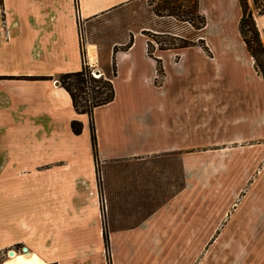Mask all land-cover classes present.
<instances>
[{
    "label": "crops",
    "instance_id": "crops-1",
    "mask_svg": "<svg viewBox=\"0 0 264 264\" xmlns=\"http://www.w3.org/2000/svg\"><path fill=\"white\" fill-rule=\"evenodd\" d=\"M136 1L0 0V264L16 247L32 264H109L105 232L112 264H264V78L239 0H200L212 55L157 48L162 77L143 27L107 49L86 37L106 77L133 36L93 113L97 159L58 82L83 68L79 26Z\"/></svg>",
    "mask_w": 264,
    "mask_h": 264
},
{
    "label": "trees",
    "instance_id": "trees-1",
    "mask_svg": "<svg viewBox=\"0 0 264 264\" xmlns=\"http://www.w3.org/2000/svg\"><path fill=\"white\" fill-rule=\"evenodd\" d=\"M260 15H264V0H251ZM242 7L243 15L240 20V33L247 45L248 51L253 56L256 69L262 74L264 78V43L261 38V32L258 28L256 19L254 17L253 9L250 6V0H239ZM167 11L168 16H186L187 21L192 25L198 34L197 39H188L184 37H168L165 41H158L155 38L164 36L159 34H150L145 28L143 34L152 40L148 41V53L154 57L156 46L160 50L183 49L192 46H200L208 54L212 55L204 38V29L207 26L206 17L200 12V0H161L160 5L155 10L157 16H165L161 13ZM133 45V36L129 42L121 47H115L114 55L112 57L111 72L109 75L96 78L92 74V69L86 60V51L82 46L83 68L76 73H66L59 77V84L70 95L75 110L80 114H87L90 117V124L92 129V145L95 158L97 159V138L95 135L93 113L95 108L111 103L116 96L113 78L117 76V61L116 53L119 50L126 51ZM156 59V58H155ZM157 69L160 77L164 75L163 64L160 59H156ZM159 80L157 81V83ZM72 129L75 134H81L83 131V124L78 121L72 122ZM108 263L112 264L111 255L109 251L108 234L104 233Z\"/></svg>",
    "mask_w": 264,
    "mask_h": 264
},
{
    "label": "rangeland",
    "instance_id": "rangeland-1",
    "mask_svg": "<svg viewBox=\"0 0 264 264\" xmlns=\"http://www.w3.org/2000/svg\"><path fill=\"white\" fill-rule=\"evenodd\" d=\"M161 0H137L128 7H123L119 10L106 14L99 18L97 24L90 28L79 26L80 42L84 46L86 43V37L92 33L94 40L99 42L104 49H107L113 42L117 40H128V35L133 32H139L141 28H145L150 34H159L155 38L158 41H165L168 37H184L188 39H197L198 32L194 30L192 25L186 19V16H168V12L161 13L165 16H157L155 10L160 5ZM250 6L253 9L254 17L257 21L258 28L261 32V38L264 43V22L261 21L260 15L256 10L253 1L250 0ZM6 18L7 15L4 14ZM88 32V34H87ZM149 39H153L152 36ZM158 47L156 46V49ZM155 49V50H156ZM155 52V51H154ZM111 70V66H110ZM15 250L18 254H27L25 252L19 253L20 248L10 249L6 251L5 255H8L10 251Z\"/></svg>",
    "mask_w": 264,
    "mask_h": 264
},
{
    "label": "bare ground",
    "instance_id": "bare-ground-1",
    "mask_svg": "<svg viewBox=\"0 0 264 264\" xmlns=\"http://www.w3.org/2000/svg\"><path fill=\"white\" fill-rule=\"evenodd\" d=\"M10 258L6 264H32V256L30 257L29 254H18L14 251L12 255L10 254Z\"/></svg>",
    "mask_w": 264,
    "mask_h": 264
},
{
    "label": "built area",
    "instance_id": "built-area-1",
    "mask_svg": "<svg viewBox=\"0 0 264 264\" xmlns=\"http://www.w3.org/2000/svg\"><path fill=\"white\" fill-rule=\"evenodd\" d=\"M92 74L94 77L96 78H100L101 77V74L99 72H97L96 70H92ZM11 252V251H10ZM9 255V254H8Z\"/></svg>",
    "mask_w": 264,
    "mask_h": 264
},
{
    "label": "water",
    "instance_id": "water-1",
    "mask_svg": "<svg viewBox=\"0 0 264 264\" xmlns=\"http://www.w3.org/2000/svg\"><path fill=\"white\" fill-rule=\"evenodd\" d=\"M14 253V251H11L10 254L12 255Z\"/></svg>",
    "mask_w": 264,
    "mask_h": 264
}]
</instances>
